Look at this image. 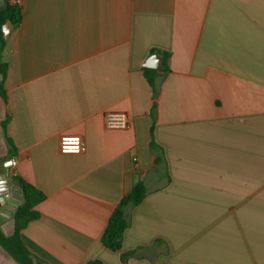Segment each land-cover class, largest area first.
Instances as JSON below:
<instances>
[{"label":"crops","instance_id":"crops-1","mask_svg":"<svg viewBox=\"0 0 264 264\" xmlns=\"http://www.w3.org/2000/svg\"><path fill=\"white\" fill-rule=\"evenodd\" d=\"M11 1L0 189L18 175L45 195L20 230L33 263L264 264V0ZM109 110L128 127L107 129ZM137 180L112 251L102 233ZM0 264L18 263L0 246Z\"/></svg>","mask_w":264,"mask_h":264},{"label":"trees","instance_id":"trees-1","mask_svg":"<svg viewBox=\"0 0 264 264\" xmlns=\"http://www.w3.org/2000/svg\"><path fill=\"white\" fill-rule=\"evenodd\" d=\"M5 4L4 8H1ZM6 19H9L13 27H17L21 21V8L19 3L5 0L0 3V50L5 45L6 39L3 37L2 25ZM6 74V63L0 61V95L5 98L4 78ZM149 84L153 83L151 75L147 74ZM6 121L2 122L5 127ZM12 184L16 185L22 194L23 200L13 212V231L10 235H6L0 227V246L18 263V264H34L33 255L29 252L24 242L20 237V230L27 223L38 217V212L35 206L44 199V193L34 185L23 180L18 175L12 176ZM145 187L141 180H137L132 189L124 195L108 219L107 225L102 233V244L112 250L118 251L121 248L122 236L125 229L128 227V217L125 213L127 206H135L139 204L145 196ZM122 258L126 254L121 255ZM81 264H105L99 259H92Z\"/></svg>","mask_w":264,"mask_h":264},{"label":"built area","instance_id":"built-area-1","mask_svg":"<svg viewBox=\"0 0 264 264\" xmlns=\"http://www.w3.org/2000/svg\"><path fill=\"white\" fill-rule=\"evenodd\" d=\"M103 123L107 129H125L129 125V117L123 111L109 110L103 114ZM84 149L85 144L80 135H63L59 139V150L62 153L78 154ZM9 196L8 193L4 195L5 198Z\"/></svg>","mask_w":264,"mask_h":264},{"label":"water","instance_id":"water-1","mask_svg":"<svg viewBox=\"0 0 264 264\" xmlns=\"http://www.w3.org/2000/svg\"><path fill=\"white\" fill-rule=\"evenodd\" d=\"M5 4L1 6V8H4ZM13 28V24L9 19H6L5 22L2 25V33L3 37L6 39L9 36V33L11 29ZM154 60V64H145L146 66H151L155 68H161L160 65V57L158 55H153L151 58ZM156 60V62H155ZM0 205L2 206V212L8 214V216L13 215L14 210L16 207L22 202L23 197L21 194L20 189L16 185H9L6 188L0 189ZM8 193L10 196L8 198H5L4 195Z\"/></svg>","mask_w":264,"mask_h":264}]
</instances>
